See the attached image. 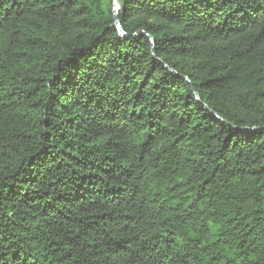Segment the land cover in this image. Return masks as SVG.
I'll return each mask as SVG.
<instances>
[{"label":"trees","instance_id":"16d2710c","mask_svg":"<svg viewBox=\"0 0 264 264\" xmlns=\"http://www.w3.org/2000/svg\"><path fill=\"white\" fill-rule=\"evenodd\" d=\"M112 7L0 0V264H264V0Z\"/></svg>","mask_w":264,"mask_h":264},{"label":"water","instance_id":"95a60500","mask_svg":"<svg viewBox=\"0 0 264 264\" xmlns=\"http://www.w3.org/2000/svg\"><path fill=\"white\" fill-rule=\"evenodd\" d=\"M116 4L118 5L117 9L115 8ZM120 9V0H113V7H112V12H113V18H114V24L116 28L118 29L119 33L123 36H125V33L123 29L121 28L120 22L118 21V11ZM150 42L153 43V40L150 38ZM213 116H215L213 114ZM216 117V116H215Z\"/></svg>","mask_w":264,"mask_h":264},{"label":"bare ground","instance_id":"6f19581e","mask_svg":"<svg viewBox=\"0 0 264 264\" xmlns=\"http://www.w3.org/2000/svg\"><path fill=\"white\" fill-rule=\"evenodd\" d=\"M118 5L116 4L115 8L117 9Z\"/></svg>","mask_w":264,"mask_h":264}]
</instances>
